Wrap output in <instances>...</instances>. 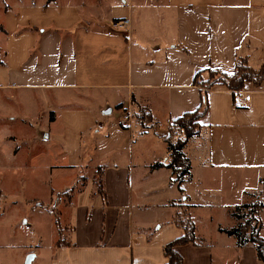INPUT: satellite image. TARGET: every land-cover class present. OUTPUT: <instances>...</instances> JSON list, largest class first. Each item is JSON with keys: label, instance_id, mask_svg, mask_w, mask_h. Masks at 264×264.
<instances>
[{"label": "crops", "instance_id": "0c3cea01", "mask_svg": "<svg viewBox=\"0 0 264 264\" xmlns=\"http://www.w3.org/2000/svg\"><path fill=\"white\" fill-rule=\"evenodd\" d=\"M2 11V140L20 160L12 176L30 172L41 187L34 209L56 208L67 244L56 246L55 226L49 264H165L163 247L183 234L172 202L184 199L197 240L176 247L184 264H245L242 253L259 263L254 244L226 230L255 201L264 224L263 84L207 90L200 132L182 150L183 194L171 169L151 166L167 162L168 125L200 106L198 72L264 64V0H18ZM120 18L127 30L111 27ZM137 106L153 127H141Z\"/></svg>", "mask_w": 264, "mask_h": 264}, {"label": "trees", "instance_id": "16d2710c", "mask_svg": "<svg viewBox=\"0 0 264 264\" xmlns=\"http://www.w3.org/2000/svg\"><path fill=\"white\" fill-rule=\"evenodd\" d=\"M0 28L2 27L0 26ZM194 82L202 91L200 106L193 111L185 112L168 125L167 133L163 135L168 150L167 162H156L151 166V168L165 166L171 169L174 176L172 181L177 183V187L182 194L181 184L190 177V160L184 155L182 150L188 139L200 132L201 127L198 120L207 110V90L219 84L235 92L242 90L247 82L258 87L264 83V64L258 69H252L241 58L236 61L233 73L229 74L216 69L206 68L196 74ZM134 117L143 128L154 126L150 112L146 108L137 106ZM172 205L176 208L173 223L182 228L183 234L163 247V253L167 258L165 264H184L182 256L176 251V247L187 243H197L195 225L188 216L189 205L185 199L173 201ZM262 206L261 202L255 201L251 204H243L237 207L232 214L238 218L246 217L247 219L236 227L226 230V232L236 237L237 244L240 247L248 241L252 242L258 259L264 263V237L260 235L262 223L258 217ZM243 208L246 211H240ZM54 222L59 234L56 246L67 244L62 237V228L58 225L57 217ZM248 232H250L249 235Z\"/></svg>", "mask_w": 264, "mask_h": 264}, {"label": "rangeland", "instance_id": "374dc122", "mask_svg": "<svg viewBox=\"0 0 264 264\" xmlns=\"http://www.w3.org/2000/svg\"><path fill=\"white\" fill-rule=\"evenodd\" d=\"M16 2L18 0H0L1 20L3 19L4 4L13 5ZM27 123L32 124L33 128L39 124L29 122L28 119ZM3 126L0 125V264H24L26 255L33 249H37L38 254L32 260V264H49L52 243L57 237L54 222L56 218L54 209L56 208L50 207L51 210L49 208L52 214L48 211L34 209L36 206H34L33 197H39L42 190L40 185L29 177L30 172L21 171L17 176H12L9 166L20 163V160L13 162L15 158L10 156L12 142L2 140V135L9 132L8 127ZM18 126L19 124H16L10 131L23 138L21 141H25L30 131L23 130ZM39 159L43 160L44 157L41 156ZM240 211L244 212L246 209L243 208ZM261 218L264 223V210L261 213ZM246 219V217H242L241 222ZM260 235L264 237V224ZM249 256L247 253H242L245 264H252ZM258 264L264 263L259 261Z\"/></svg>", "mask_w": 264, "mask_h": 264}, {"label": "built area", "instance_id": "2783aa9c", "mask_svg": "<svg viewBox=\"0 0 264 264\" xmlns=\"http://www.w3.org/2000/svg\"><path fill=\"white\" fill-rule=\"evenodd\" d=\"M110 24H111V27L113 28L127 30L130 25V20L128 18H120V19L111 20ZM234 97L236 101H239L240 99L249 100L250 95L245 94V96L242 97V95H240L239 93H236ZM129 120H130V115L125 113L122 116L118 117L117 124L124 125L128 123Z\"/></svg>", "mask_w": 264, "mask_h": 264}, {"label": "water", "instance_id": "95a60500", "mask_svg": "<svg viewBox=\"0 0 264 264\" xmlns=\"http://www.w3.org/2000/svg\"><path fill=\"white\" fill-rule=\"evenodd\" d=\"M33 258H34V253L29 252L24 259V264H31Z\"/></svg>", "mask_w": 264, "mask_h": 264}]
</instances>
